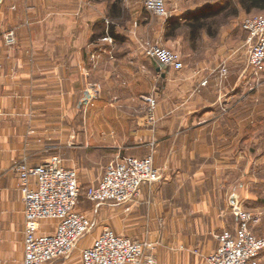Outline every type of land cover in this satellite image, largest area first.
<instances>
[{"label":"crops","instance_id":"obj_1","mask_svg":"<svg viewBox=\"0 0 264 264\" xmlns=\"http://www.w3.org/2000/svg\"><path fill=\"white\" fill-rule=\"evenodd\" d=\"M132 7L123 0H0L2 28L16 30L19 39L13 49L0 42V264L24 259L25 207L17 165H41L59 152L89 188L101 182L109 162L132 149L131 71L147 65L143 53L93 44L108 31L107 23L114 25L115 16ZM240 7L246 16L264 12ZM208 64L203 97L193 94L198 78L193 73L171 75V109L160 107L154 132L139 128L133 133L139 154L153 136L163 181L145 186L121 209V224H109L117 234L149 240L146 253L157 264H204L218 247L217 236L237 225L233 212L227 224V203L216 183L226 181L220 166L235 144L231 135L242 113L221 112L215 95L221 73L217 64ZM144 83L138 82L139 88ZM55 225L43 222L41 233H53ZM84 250L51 264H82Z\"/></svg>","mask_w":264,"mask_h":264},{"label":"rangeland","instance_id":"obj_2","mask_svg":"<svg viewBox=\"0 0 264 264\" xmlns=\"http://www.w3.org/2000/svg\"><path fill=\"white\" fill-rule=\"evenodd\" d=\"M123 1L124 3L130 1L135 5V8L132 7L131 12L127 13L126 11L121 15L122 17L119 16L120 18L116 15L115 19L117 20L114 25L107 23V25L115 27V32L120 37L118 43L113 39L115 42L113 47L119 45L137 49L143 53L141 57L147 64L139 71L137 68H132L131 71L132 96L136 98L135 101L132 100L130 107L132 149L123 155L138 158L152 156L155 159L156 147L153 136L148 137L147 150L141 151L142 153L139 154L138 150H133L135 142L133 133L139 128H146L150 132H154L160 124V119L157 116L160 107L162 106L166 110L171 109V99H173L171 95L174 93L173 86L169 81L171 75L189 71L193 73L198 77L197 83L193 87V94L203 97L204 89L209 88V80L204 76L207 72L206 68L209 66L208 63L217 64L221 74L216 80L215 95L219 99L220 110L224 114L230 111H239L242 113V117L238 121L240 125H237L234 130L237 133L231 135L235 144L225 152L226 165L225 167L220 166L221 174L224 168L226 170V181L221 184L216 183V188L221 187L220 195L224 194L225 196L228 213L227 224L233 222L231 214L235 207H242L261 218L259 228L255 230V233L264 237V72L254 80L249 77L248 53L250 46L247 34L242 30L243 20L247 16L241 10L239 0H165L166 9L171 16L168 21L153 17L148 13L145 10L144 0ZM207 7L213 11L221 9L224 11L220 16L206 23L203 29L197 33V37H192L187 19ZM259 14H264V12ZM5 21L7 20L5 19ZM174 22L180 23L181 28L172 34L169 28ZM2 27L4 26L0 22V42L5 47L3 35L6 31L13 29ZM209 29L211 34L208 33ZM100 32L101 28L98 30V33ZM103 38L94 40L93 44L100 46V41ZM18 45L19 39L16 47ZM153 47H159L178 56L183 63V70L176 71L173 68L165 67L158 59L148 56L147 50ZM148 62H152V64L148 65ZM224 70L227 71L226 75L223 74ZM140 81L145 82V88L142 84L139 88L138 82ZM235 91L236 94H234ZM234 95H236V99H234ZM227 143L229 147L230 142L227 141ZM55 155L61 157L59 152ZM115 160L109 162L108 165ZM76 171L78 172V170ZM79 181L84 191L91 185L82 183L80 176ZM216 192L217 198L220 197L219 191ZM251 195L254 198L257 197L258 200H245ZM125 205L116 203L95 205L83 196L79 204V211L91 215L92 229L85 238L80 240L76 249L82 251L90 247L100 232L106 229L113 231L114 228L109 225L110 223L121 224L123 218L120 212ZM132 240L149 244V240L146 239L134 238ZM73 253L60 262L69 260ZM206 258L204 257V264H207ZM260 261L264 264V253Z\"/></svg>","mask_w":264,"mask_h":264},{"label":"built area","instance_id":"obj_3","mask_svg":"<svg viewBox=\"0 0 264 264\" xmlns=\"http://www.w3.org/2000/svg\"><path fill=\"white\" fill-rule=\"evenodd\" d=\"M144 6L153 17L171 19L165 0H144ZM242 30L250 46L249 77L254 80L264 72V14L245 17ZM17 37L16 30L6 31L5 47L15 48ZM100 43L113 47L115 42L107 34ZM147 54L165 67L176 71L184 68L178 56L159 47L149 48ZM226 73L224 70L223 74ZM15 171L25 207L23 264H51L74 252L92 229L89 216L79 211L83 196L95 205H124L138 198L145 186L163 181L162 169L152 156L117 158L106 166L101 182L87 188L84 195L78 172L67 168L59 155L37 166L22 162ZM233 213L236 227L217 236L218 247L207 257V264H263L260 258L264 253V237L255 233L261 218L242 207H236ZM46 221L56 223L53 233H41V224ZM147 249V243L106 229L82 252V264H157L154 256L147 255Z\"/></svg>","mask_w":264,"mask_h":264},{"label":"trees","instance_id":"obj_4","mask_svg":"<svg viewBox=\"0 0 264 264\" xmlns=\"http://www.w3.org/2000/svg\"><path fill=\"white\" fill-rule=\"evenodd\" d=\"M240 4L244 8H246L247 11H249L250 9H257L260 11H264V0H240ZM223 11H224L223 9L219 11H213L211 8L207 7L199 13L189 16L187 19V23H189V26L191 28L192 37L193 36L197 37V33L201 29H203L206 23H209L214 18L220 16L223 13ZM180 28H181V24L178 22H174L171 24L169 29H171L170 32L173 34L176 31H178ZM208 33L211 34L210 29L208 30ZM107 34H109L114 40L120 39V37L115 32L114 26H110L108 31L103 32V34H101L100 37L103 38Z\"/></svg>","mask_w":264,"mask_h":264}]
</instances>
